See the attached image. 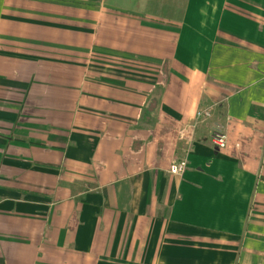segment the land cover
Masks as SVG:
<instances>
[{
  "label": "crops",
  "instance_id": "crops-1",
  "mask_svg": "<svg viewBox=\"0 0 264 264\" xmlns=\"http://www.w3.org/2000/svg\"><path fill=\"white\" fill-rule=\"evenodd\" d=\"M0 264H264V0H0Z\"/></svg>",
  "mask_w": 264,
  "mask_h": 264
},
{
  "label": "built area",
  "instance_id": "built-area-1",
  "mask_svg": "<svg viewBox=\"0 0 264 264\" xmlns=\"http://www.w3.org/2000/svg\"><path fill=\"white\" fill-rule=\"evenodd\" d=\"M208 119L207 110H200L194 112L192 115V124H197ZM207 142L214 151H222L225 147V138L221 133V130L217 126L210 128L207 134ZM184 170V164L182 162L168 165L166 168V175L170 177H178Z\"/></svg>",
  "mask_w": 264,
  "mask_h": 264
}]
</instances>
